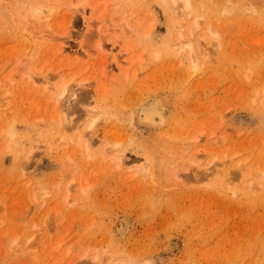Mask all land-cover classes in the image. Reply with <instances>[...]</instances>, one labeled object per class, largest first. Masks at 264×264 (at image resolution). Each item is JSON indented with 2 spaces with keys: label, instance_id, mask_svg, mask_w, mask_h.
Wrapping results in <instances>:
<instances>
[{
  "label": "rangeland",
  "instance_id": "1",
  "mask_svg": "<svg viewBox=\"0 0 264 264\" xmlns=\"http://www.w3.org/2000/svg\"><path fill=\"white\" fill-rule=\"evenodd\" d=\"M189 1L0 0V264H264V0Z\"/></svg>",
  "mask_w": 264,
  "mask_h": 264
},
{
  "label": "bare ground",
  "instance_id": "2",
  "mask_svg": "<svg viewBox=\"0 0 264 264\" xmlns=\"http://www.w3.org/2000/svg\"><path fill=\"white\" fill-rule=\"evenodd\" d=\"M171 1V3H172V7H176V5L178 6V4H179V1L180 0H170ZM165 3V2H164ZM170 3V4H171ZM231 4V3H230ZM174 5V6H173ZM184 6H183V9H184V7H185V10H187L188 8H191V2L189 1V0H187V2L185 3V4H183ZM238 5L240 6V4L238 3ZM231 6V8H232V10H235L236 9V7H235V5H233V3L230 5ZM230 6H229V8H230ZM229 8L227 9L228 11H229ZM249 9V8H248ZM251 9H253V8H251ZM189 10V9H188ZM250 10V9H249ZM247 11V10H246ZM199 21V19H197L195 22H194V24L193 25H191L190 26V33H189V38H187V40L185 41V43L183 44V45H185L186 47H187V49L188 50H190L189 52H191L192 51V40H193V36H194V32L197 30V28L200 26V23L198 22ZM199 25V26H198ZM245 29V28H244ZM250 30V29H249ZM188 31V30H187ZM241 31H245V30H241ZM240 31V32H241ZM182 32V31H181ZM179 32L180 34H178V37H177V41L175 42V46L177 47V49L178 48H180L181 49V41L183 40V38H185V34L182 32ZM247 32V31H246ZM245 32V33H246ZM250 32V31H249ZM249 32H247L248 34H249ZM243 33V32H242ZM246 33V34H247ZM251 33V32H250ZM241 34V33H240ZM239 34V35H240ZM244 34V33H243ZM246 35V36H249V35ZM47 35V34H46ZM251 35V34H250ZM252 36H254V35H252ZM44 37V36H43ZM198 37V36H197ZM176 38V37H175ZM199 39V38H198ZM254 40H255V38H254ZM199 42V41H198ZM237 42V41H236ZM183 43V42H182ZM200 47V46H199ZM115 48H117V47H115ZM200 49V48H199ZM61 51V53H63V54H65L64 52H65V48H60V50H59V52ZM235 51V50H234ZM123 52V51H122ZM240 52V51H239ZM238 53V52H237ZM121 54V53H120ZM199 54H201V55H203V53L201 52H199ZM121 55H118V58L120 57ZM122 57V56H121ZM190 59V58H189ZM254 59H252V61H253ZM254 61H256V59L254 60ZM195 62V61H194ZM193 61H192V63L194 64V67L192 66L191 68L192 69H194L193 71L194 72H197L196 71V69L197 68H199V67H197V65H198V60H197V62H195L194 63ZM250 62H251V60H250ZM118 63H119V65H120V67H121V64H120V59L118 60ZM254 63V62H253ZM197 64V65H196ZM196 65V66H195ZM246 71V70H245ZM244 71V72H245ZM246 73H248V72H246ZM249 74V73H248ZM251 74V73H250ZM36 75H38V74H36ZM31 79H32V77H31ZM30 80V79H29ZM48 80V78H46V81ZM50 80V79H49ZM42 81V80H41ZM44 81H45V79H44ZM48 88V87H47ZM65 90L66 89H64L63 90V93L61 94V96L64 94V92H65ZM144 90V89H143ZM262 92H264V88H262ZM147 94H148V96H145V97H141L140 99H138L137 100V102H135V103H133V105L131 106V110H132V118H133V127H134V131H137L138 133H143V132H146V131H152V132H160V131H163L164 129H166V127L168 126V124H169V121H170V119H169V117H170V109H169V107H168V104L165 102V100H164V98L161 96V95H159L158 94V92H152V93H150L149 94V92H147ZM137 95V94H136ZM139 98V97H138ZM255 98V97H254ZM254 98H253V100H254ZM94 104V103H93ZM87 110H85L84 111V109H83V111H84V113L86 114V118H88L89 119V117L90 116H92L93 115V113L95 112H93V108L92 109H88V108H86ZM98 111V110H97ZM81 115H83V114H81ZM67 116V115H66ZM95 116V115H94ZM103 116V115H102ZM106 117V116H105ZM111 118H113L112 116H111ZM111 118H109V119H111ZM67 119V118H66ZM74 119V118H73ZM91 119V118H90ZM89 119V125H88V127H89V129H93L96 125H97V122H98V117L97 118H95V119H92V120H90ZM108 119V118H107ZM108 119V120H109ZM66 121V120H65ZM73 121V120H72ZM83 121V120H82ZM63 122V121H62ZM72 125V124H71ZM62 126V125H61ZM70 126V125H69ZM81 126V125H80ZM143 127V128H141V127ZM215 126V125H214ZM65 127V126H64ZM76 128V127H75ZM139 128H141V129H139ZM216 128H217V126H216ZM4 129H5V127H4ZM74 129V128H73ZM14 132H13V130H11V132H10V134L12 135ZM91 135V134H90ZM129 135H131V134H129ZM7 137V136H6ZM131 138V137H130ZM134 138V137H133ZM199 138L200 137H196V138H193L194 139V141H193V139H192V143L190 142V146L191 145H193V146H195L196 147V145H197V143L195 142V141H199ZM215 138V137H214ZM133 140V139H132ZM135 140V139H134ZM133 140V141H134ZM213 140H215V139H213ZM90 141H91V139H90ZM86 142H88V143H90L88 140L86 141ZM91 144V143H90ZM118 145V144H117ZM114 146V147H113ZM112 146V148L113 149H115L116 148V144H114ZM119 146V145H118ZM117 146V147H118ZM119 148V147H118ZM117 148V150L119 151V149ZM11 149V148H10ZM142 150H143V148H141ZM117 150H112V149H107V151H114L115 152V154L117 155H115L116 157H117V159L118 160H120V164H123V163H128V162H126V159L123 157V156H125V154L124 155H120L119 154V152H117ZM142 150H136V152L138 153V152H140V151H142ZM134 151V150H133ZM226 151V150H225ZM113 152V153H114ZM135 153V152H134ZM235 155V154H234ZM93 156V155H92ZM122 157V158H121ZM123 158L125 159V161L123 160ZM245 159V158H244ZM248 159V158H247ZM122 160V161H121ZM223 160V159H222ZM146 161V160H145ZM228 161V160H227ZM243 161H245V160H243ZM225 164V163H224ZM241 164V163H240ZM223 164H221V166H222ZM141 166V165H140ZM238 166V165H237ZM141 167H143V166H141ZM220 167V166H219ZM219 167L217 168V169H219ZM223 167V166H222ZM127 168V167H126ZM220 169H221V167H220ZM249 169V168H248ZM251 169V168H250ZM249 169V170H250ZM213 171V170H212ZM219 171V170H218ZM221 171V170H220ZM229 171V170H228ZM231 171V170H230ZM254 171V170H253ZM258 170H256L255 172H254V174H252V171L250 170V174H249V171H248V174L249 175H252V176H249V178H248V176H247V180L248 179H250V181H251V183H253L252 185H256V183L254 184V182H256L257 180V176H263L264 175V172L262 171V173H259V172H257ZM239 173V172H238ZM236 174V173H235ZM229 177V176H228ZM254 179V178H256V179H254L255 181L253 182V180L252 179ZM261 179V178H260ZM249 181V182H250ZM252 188L254 187V186H251ZM125 223V222H124ZM123 223V225H125ZM128 229H129V227L127 226V227H121V229H119V234L120 235H124V234H126V232L128 231ZM16 241V240H15ZM117 264H119V263H117ZM120 264H122V263H120Z\"/></svg>",
  "mask_w": 264,
  "mask_h": 264
}]
</instances>
